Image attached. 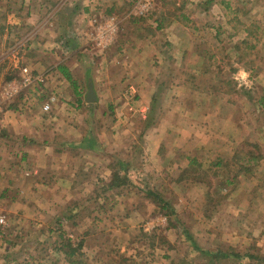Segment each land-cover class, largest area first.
I'll return each instance as SVG.
<instances>
[{
	"label": "rangeland",
	"instance_id": "374dc122",
	"mask_svg": "<svg viewBox=\"0 0 264 264\" xmlns=\"http://www.w3.org/2000/svg\"><path fill=\"white\" fill-rule=\"evenodd\" d=\"M137 1L91 16L119 19L109 47L139 24L165 51L168 58L133 77L152 92L148 110H135L145 101L125 76L121 99L78 111L97 148L75 153L74 179L60 187L50 180L49 202L15 192L11 203L15 185L0 179V264H264V0H159L141 16L131 10ZM91 28L77 37L99 51ZM8 56L0 48V63ZM14 75L0 71V92ZM45 88L44 79L0 108L31 110ZM114 166L127 175L118 187ZM147 191L175 215L162 214ZM173 217L178 227L169 226ZM69 243H81L72 258ZM217 250L230 255H203Z\"/></svg>",
	"mask_w": 264,
	"mask_h": 264
},
{
	"label": "crops",
	"instance_id": "0c3cea01",
	"mask_svg": "<svg viewBox=\"0 0 264 264\" xmlns=\"http://www.w3.org/2000/svg\"><path fill=\"white\" fill-rule=\"evenodd\" d=\"M126 3L128 0H0V48L8 47L13 56H8L7 63H0L1 73L16 75L28 65L43 75L46 87L44 93L35 94L36 104L31 110L9 104L0 108V179L6 188L15 185L11 186L13 190L7 189L11 203L18 195L15 192L49 202L43 197H50L49 187L54 186L50 180H57L60 187V181L74 179L80 172L75 153L82 155L86 149L97 148L89 141V127L79 112L84 109L89 114L104 100L121 99L123 77L132 80L145 101L135 110L142 115L148 110L152 92L142 89L133 77L150 69L154 58L157 63L168 58L156 39L139 24L129 31L123 29L114 45L103 53L89 46L84 35L78 38L92 30L93 11L112 12ZM167 38L165 44L171 47ZM17 51L19 56H14ZM61 67L74 83L64 76ZM52 95L56 102L49 100ZM92 97L93 101H87ZM78 118L79 124L75 123Z\"/></svg>",
	"mask_w": 264,
	"mask_h": 264
},
{
	"label": "built area",
	"instance_id": "2783aa9c",
	"mask_svg": "<svg viewBox=\"0 0 264 264\" xmlns=\"http://www.w3.org/2000/svg\"><path fill=\"white\" fill-rule=\"evenodd\" d=\"M155 1L159 0H138L131 9L132 13L141 16L150 12L155 6ZM91 23L94 25V31L90 38L99 51L103 53V50H106L114 42V37L119 30V19L113 15L98 16L97 18L91 19ZM43 80V75L33 73L27 66L22 67L20 69V79L18 81H9L2 92H0V102L11 101L19 90L38 85V83L43 82ZM38 93L39 92L36 91V94ZM49 100L53 102L56 100V97L52 95ZM5 223V217L0 216V226H4ZM1 234L2 232L0 231V237Z\"/></svg>",
	"mask_w": 264,
	"mask_h": 264
},
{
	"label": "trees",
	"instance_id": "16d2710c",
	"mask_svg": "<svg viewBox=\"0 0 264 264\" xmlns=\"http://www.w3.org/2000/svg\"><path fill=\"white\" fill-rule=\"evenodd\" d=\"M245 31H246L247 35L250 36V34H251L250 30L248 28H245ZM61 72H63L64 76L67 79H69L71 81V83H74V81H72V79H71L70 73L66 69L61 67ZM87 136L90 138V139L88 138L89 141L92 140V142H93V138L90 137V135H87ZM87 136H86V140H87ZM118 176H119V178H118ZM126 176L127 175L123 172V170L114 166L112 168V177H111L112 180H111V182L113 181V183L111 184V186L118 187L119 185L122 184V181L120 180V178L124 179ZM147 195L150 196L151 198L153 197L157 208L162 212V214H164L165 216H168V217L170 215H171L170 217L175 215V212H174L171 204L168 201H166L164 198H162L158 193L153 192V191H147ZM168 223H169L170 227H178L179 221L175 217H173L169 220ZM182 232L189 239L192 240L193 236L188 232V230L185 227H182ZM65 245L66 244H63V246H65ZM68 247H70V250L67 252H64V253L69 258H72L75 255L76 250L81 248V243H78L74 249L71 247L70 243L68 244ZM195 248H198V247L196 246ZM198 250H200V249H198ZM203 255H205L206 257H209V258L226 259L230 255V252L217 250L215 252H205ZM234 256H236L240 259L245 258V257H251L249 254L245 253V254L241 255L240 253H236V252L234 253ZM5 257H6V255H5ZM262 260H264V257H262ZM71 263H78V262L76 261V259H72ZM25 264H28V263H25Z\"/></svg>",
	"mask_w": 264,
	"mask_h": 264
},
{
	"label": "water",
	"instance_id": "95a60500",
	"mask_svg": "<svg viewBox=\"0 0 264 264\" xmlns=\"http://www.w3.org/2000/svg\"><path fill=\"white\" fill-rule=\"evenodd\" d=\"M90 93H91V96H93V92H92V90H90ZM94 99H93V97H92V99H87V101H93Z\"/></svg>",
	"mask_w": 264,
	"mask_h": 264
}]
</instances>
